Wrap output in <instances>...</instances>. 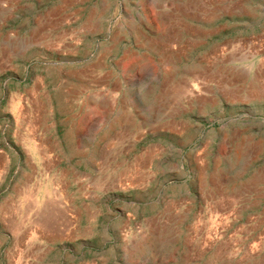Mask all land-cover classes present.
<instances>
[{
    "label": "rangeland",
    "instance_id": "374dc122",
    "mask_svg": "<svg viewBox=\"0 0 264 264\" xmlns=\"http://www.w3.org/2000/svg\"><path fill=\"white\" fill-rule=\"evenodd\" d=\"M0 149V264H264V0H0Z\"/></svg>",
    "mask_w": 264,
    "mask_h": 264
},
{
    "label": "crops",
    "instance_id": "0c3cea01",
    "mask_svg": "<svg viewBox=\"0 0 264 264\" xmlns=\"http://www.w3.org/2000/svg\"><path fill=\"white\" fill-rule=\"evenodd\" d=\"M42 128H38L37 130V132H38V134H40L41 133V130ZM44 129V128H43ZM39 144H40V141H39ZM0 157H2V160L0 159V163H4L5 164V166L8 168V167H10L11 166V163H12V161L10 160V156L8 155V152L6 151V150H1L0 149ZM6 168V169H7ZM94 208V207H93Z\"/></svg>",
    "mask_w": 264,
    "mask_h": 264
}]
</instances>
